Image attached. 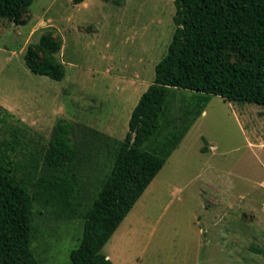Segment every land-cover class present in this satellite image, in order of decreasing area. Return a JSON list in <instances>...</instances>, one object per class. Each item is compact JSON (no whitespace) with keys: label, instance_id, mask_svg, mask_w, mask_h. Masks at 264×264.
<instances>
[{"label":"rangeland","instance_id":"rangeland-1","mask_svg":"<svg viewBox=\"0 0 264 264\" xmlns=\"http://www.w3.org/2000/svg\"><path fill=\"white\" fill-rule=\"evenodd\" d=\"M174 0H35L25 24L0 20V143L35 193L51 173L46 150L72 126V167L83 210L114 162L133 109L154 82L175 32ZM62 40V80L30 70L45 33ZM194 92L171 102L176 124ZM264 106L210 95L205 111L103 248L114 264H264ZM84 219L35 202L33 248L42 264H72Z\"/></svg>","mask_w":264,"mask_h":264},{"label":"trees","instance_id":"trees-1","mask_svg":"<svg viewBox=\"0 0 264 264\" xmlns=\"http://www.w3.org/2000/svg\"><path fill=\"white\" fill-rule=\"evenodd\" d=\"M34 1L0 0V20L27 23L22 16ZM174 2L176 28L168 51L132 111L126 137L114 140L112 168L88 208L83 210L78 197L80 178L72 166L79 152L70 140V123L58 125L45 154L52 171L40 178L34 194L7 159L4 150L13 142L0 143V264H42L32 246L36 201L57 217H83L72 264H114L103 248L205 111L210 95L264 106V0ZM61 49L62 40L45 33L28 47L26 64L36 74L62 80ZM181 89L194 94L176 124L171 102Z\"/></svg>","mask_w":264,"mask_h":264},{"label":"crops","instance_id":"crops-1","mask_svg":"<svg viewBox=\"0 0 264 264\" xmlns=\"http://www.w3.org/2000/svg\"><path fill=\"white\" fill-rule=\"evenodd\" d=\"M108 255V257L112 260V256L111 255H109V254H107Z\"/></svg>","mask_w":264,"mask_h":264}]
</instances>
